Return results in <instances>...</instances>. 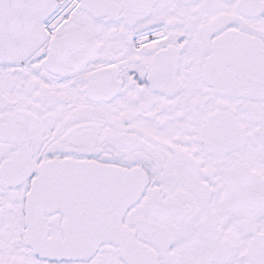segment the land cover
<instances>
[{
	"label": "snow or ice",
	"instance_id": "6c2138e0",
	"mask_svg": "<svg viewBox=\"0 0 264 264\" xmlns=\"http://www.w3.org/2000/svg\"><path fill=\"white\" fill-rule=\"evenodd\" d=\"M0 264H264V0H0Z\"/></svg>",
	"mask_w": 264,
	"mask_h": 264
}]
</instances>
